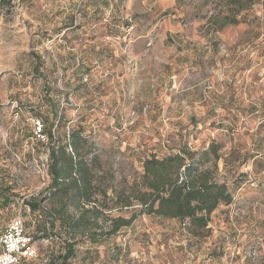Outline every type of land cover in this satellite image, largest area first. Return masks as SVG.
<instances>
[{"label": "rangeland", "instance_id": "obj_1", "mask_svg": "<svg viewBox=\"0 0 264 264\" xmlns=\"http://www.w3.org/2000/svg\"><path fill=\"white\" fill-rule=\"evenodd\" d=\"M104 1L0 0V232L24 221L37 253L23 264H59L66 249L43 208L50 139L39 135L40 114L65 144L75 130L92 139L97 174L111 168L114 188L128 187L152 153L214 141L216 178L233 196L206 226L105 210L97 241L78 236L66 264H264V0L220 30L209 17L225 0ZM117 217L131 220L110 232Z\"/></svg>", "mask_w": 264, "mask_h": 264}, {"label": "trees", "instance_id": "obj_2", "mask_svg": "<svg viewBox=\"0 0 264 264\" xmlns=\"http://www.w3.org/2000/svg\"><path fill=\"white\" fill-rule=\"evenodd\" d=\"M256 1L225 0L209 17L212 30L237 24L242 20L239 17L241 11ZM108 5V0H105L104 6ZM34 57L37 61L38 56ZM44 83L48 91L46 78ZM50 105L51 115L57 118L59 104H54L51 99ZM37 117L40 119L39 135H46L50 139L48 157L51 181L47 191L51 205L49 208H43L50 219L51 229H54L58 222L60 231L57 234L64 236L67 243L64 253L58 256L59 264H66L72 257L73 245L78 236H85L90 242L97 241L98 233L95 229L103 227L98 221L100 218L103 221L108 219L105 210L132 207V218L137 214H147L188 220L193 225L206 226L211 212L219 204L227 205L232 201L233 196L227 182L216 178L215 161L220 158V154L219 145L214 141L200 150L181 148L178 152L162 157L152 153L143 159L141 173L131 180L128 187L114 188L111 185L114 179L111 168L107 175L97 174L101 162L92 139L82 131L75 130L65 144L62 142V136L56 135L52 130L54 121L47 124L40 114H37ZM61 125L60 116L57 127ZM211 162H214L212 166ZM109 189L114 191L111 197L108 196ZM1 196L4 201H9L7 194L2 193ZM22 203L31 212L41 208L36 200L24 198ZM68 208L73 209L75 213L69 212ZM130 220L119 217L111 219L110 232L128 224ZM23 224L25 233L32 238L24 221ZM47 229L45 224L41 226L39 231L42 236H49ZM32 258L34 257L21 258L18 264Z\"/></svg>", "mask_w": 264, "mask_h": 264}, {"label": "built area", "instance_id": "obj_3", "mask_svg": "<svg viewBox=\"0 0 264 264\" xmlns=\"http://www.w3.org/2000/svg\"><path fill=\"white\" fill-rule=\"evenodd\" d=\"M36 253L31 236L25 233L23 220L12 219L0 234V264H4L5 257L9 258L8 264H18L21 258L35 257Z\"/></svg>", "mask_w": 264, "mask_h": 264}, {"label": "clouds", "instance_id": "obj_4", "mask_svg": "<svg viewBox=\"0 0 264 264\" xmlns=\"http://www.w3.org/2000/svg\"><path fill=\"white\" fill-rule=\"evenodd\" d=\"M8 260H9V258L8 257H5L4 258V264H8Z\"/></svg>", "mask_w": 264, "mask_h": 264}]
</instances>
